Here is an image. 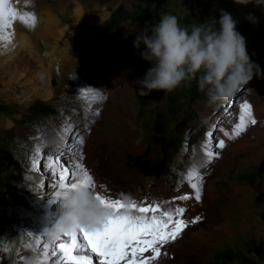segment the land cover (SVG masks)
Wrapping results in <instances>:
<instances>
[{
    "label": "rangeland",
    "instance_id": "obj_1",
    "mask_svg": "<svg viewBox=\"0 0 264 264\" xmlns=\"http://www.w3.org/2000/svg\"><path fill=\"white\" fill-rule=\"evenodd\" d=\"M13 1L19 12L38 16L34 27L37 34L54 41L61 30L74 42L57 65L60 73H51L53 95L48 99L25 101L23 96L32 82L22 77L9 79L11 73L0 67V249H10L0 250L3 264H23L21 252L30 249L27 245L32 243L27 234L45 233L44 228L51 226L58 214L59 200L50 203L57 175L47 167V158L55 160L61 151H67L65 139L67 146L79 151L80 146L74 144L79 130L85 133L82 151L91 150L95 157L93 179L100 184L101 194L149 203L190 196L188 200H176L171 207H184L182 218L187 221L197 216L202 219L189 223L180 237L162 246L154 264H236L247 256L257 260L252 252L261 259L256 264H264V133L258 139L251 136L239 146L242 133L231 142L236 143L235 150L199 164L205 183L200 201L194 199L190 185L183 182L193 159L200 152L206 154L207 133L213 132L211 150L218 152L215 139L221 137L220 129L232 134L240 105L247 102L253 108L264 101V5H241L234 0ZM220 9L238 21L237 30L245 37L249 56L261 74L254 75L230 101L214 105L199 89L193 99L189 98L188 86L181 85L174 89L180 106L175 115L166 110V95L170 92L152 90L140 96L137 81L152 64L134 47L136 35L146 26L159 23L164 14L177 16L180 25L189 29L206 21L218 22ZM249 13L256 17V23L246 18ZM46 14L51 18L48 32L44 30ZM8 32L25 35L34 42L30 27L20 20ZM86 32L92 35L91 40L83 36L77 41L80 33ZM22 48L18 50L20 54L10 57V68H31L36 64ZM21 59H28L26 65ZM84 93H89L87 100L82 98ZM91 93L105 98H93ZM95 110L97 119H92L88 114ZM157 113L163 116V142L168 149L163 173L154 176L141 165L146 160L158 162L163 156L161 145L152 139ZM86 114L85 123L80 124L79 118ZM69 126L73 131L65 135L64 129ZM54 130L63 133L57 144L48 138ZM109 136L112 137L104 140ZM37 146L41 170L33 171ZM69 158L62 156L61 163ZM207 183L212 186L211 197H207ZM42 243H48L46 235Z\"/></svg>",
    "mask_w": 264,
    "mask_h": 264
},
{
    "label": "snow or ice",
    "instance_id": "obj_2",
    "mask_svg": "<svg viewBox=\"0 0 264 264\" xmlns=\"http://www.w3.org/2000/svg\"><path fill=\"white\" fill-rule=\"evenodd\" d=\"M16 20L22 21L30 28H34L37 23L34 12L21 13L11 5V0H0V41L11 42L13 34L7 30L12 28L13 22ZM91 95L93 98H105L97 93H91ZM88 96L89 93H84L82 98L87 100ZM256 123L252 106L247 102L241 104L239 122L235 124L229 139L238 138L249 124L255 125ZM215 127L216 125H213V129ZM72 131V127L69 126L64 129V134ZM225 135L229 134L225 133ZM212 140L213 132L209 131L204 142L209 162L219 156L218 152L211 150ZM74 144L80 146L79 151L72 146H67L65 139L67 152L73 155L72 162L61 163V157L65 155L64 151H61L55 160L50 156L47 158V167L54 175H57L56 183L53 185L54 196L50 199V203L59 200L62 191L74 187L78 182H83L89 190L93 191L96 188L93 176L83 163L84 138L78 136ZM217 147L223 149L225 147L224 140H220ZM32 168L33 171L41 170L39 146L36 148ZM183 182L190 185L194 190L195 199L200 201L203 175L199 169L195 166L190 168L184 176ZM95 194L96 199L110 210L97 224L89 228L74 230L51 245L42 243L46 233L33 235L32 232H29L27 234L32 238V243L27 247L39 254V264H49V262L51 264H154L161 255L162 246L180 237L189 223L194 224L202 219L197 216L192 221H187L182 218L186 211L184 207H171L176 200L190 199L189 195L175 197L173 201L163 203L152 201L149 203L147 200L137 202L131 197L114 199L98 192ZM0 250L10 251L7 246ZM0 264H3L2 260H0Z\"/></svg>",
    "mask_w": 264,
    "mask_h": 264
},
{
    "label": "clouds",
    "instance_id": "obj_3",
    "mask_svg": "<svg viewBox=\"0 0 264 264\" xmlns=\"http://www.w3.org/2000/svg\"><path fill=\"white\" fill-rule=\"evenodd\" d=\"M234 2L264 5V0ZM246 18L252 23L257 22L251 13ZM237 23L231 13L220 9L218 22L206 21L192 25L190 29L182 27L177 16L172 14H164L159 23L146 26L134 40V47L141 57L152 64L145 76L137 81L140 96H146L152 90L171 92L195 80L210 105L230 101L254 75L261 74L259 66L249 56L246 39L237 30ZM141 45H144L142 51ZM109 211L96 199L94 191L83 182L76 183L62 191L59 212L51 226L44 228L48 243L54 244L74 230L97 224ZM27 264H39L38 257H29Z\"/></svg>",
    "mask_w": 264,
    "mask_h": 264
},
{
    "label": "bare ground",
    "instance_id": "obj_4",
    "mask_svg": "<svg viewBox=\"0 0 264 264\" xmlns=\"http://www.w3.org/2000/svg\"><path fill=\"white\" fill-rule=\"evenodd\" d=\"M16 3L17 2L11 0V5L13 7H15ZM36 17L38 20L37 15H36ZM44 18H45L44 19L45 25H47L48 23L51 22V20H50L51 18L49 17L48 14H46ZM14 23H15V21L13 22V24ZM10 29H8L7 31H9ZM30 29L33 32L34 37H35V38H33L34 42L32 40H29L25 35H22V34H13L11 42L0 41V67L4 71H6L7 74L11 73L9 79H13V78L19 79L22 77L26 82H29V83L32 82L29 84L27 93L23 96V99L25 101L31 100L35 97H39L41 99H48L53 95V89L51 87V82H50L51 73L54 70H57L56 72H58V74L60 73V71H59L60 69L57 65H59L63 54L68 52V50L72 47V44L74 41L72 39H70L69 37L68 38L65 37L61 30H59L57 35L54 37V41H50L44 35L37 34V32L35 31L34 28H30ZM44 30H45V32H48V25L44 27ZM82 34L80 33V36L77 38V41L83 40V36L85 37L86 40H89V39L91 40L92 35L89 32H86L83 35ZM93 41L94 42L97 41V38L94 37ZM31 42H33L32 44L35 45V51L34 50L32 51L33 45L31 44ZM22 47L26 48V50L29 53V56L34 58V62L36 64L33 65L31 68L23 67V65L22 66L20 65L17 67L13 66L14 67L13 69L10 68V65H9L10 64L9 61L11 60L10 57H12V55L20 54V53H18L19 52L18 50H19V48H22ZM24 48H22V49H24ZM21 60H23V59H21ZM23 62H24V65H26V63L28 62V59L23 60ZM87 109H89V106L85 107L86 111H87ZM252 110H253L254 117L257 120V123L255 125H251V124L248 125L246 130L243 132V141L241 143H239V146H240V144L245 145L251 136L252 137L254 136L256 139H258L264 133V101H262V103L260 105L253 107ZM97 111L96 110L92 111L93 113H90L88 115H90L92 119H97L96 118L97 117ZM239 112H240V108H239L238 113H237L238 122H239ZM88 115L86 114V116H84L83 118L82 117L79 118L80 124L85 123L84 118H86ZM89 119H87V120H89ZM91 123H93V122H91ZM220 130H221V137H217L215 139V145H216V148H217L219 154L224 155L225 152H228V150L229 151L235 150L237 145H236V143L231 145V142L233 141V139H229V136H230L229 132H231L230 130H229V132L228 131L226 132V130L224 131L223 129H220ZM54 131H55L54 135H51L48 138L49 139L52 138L54 144H57L63 133L60 132L59 130H54ZM77 133L79 134V136H82V137L85 136V133L82 134L81 130H79ZM225 133H228L229 135H225ZM111 137L112 136H109L104 140L107 141ZM117 140H120V139L118 138V139H116V141ZM220 140H224V142H225V147L223 149H220L217 147ZM60 142H61V140H60ZM93 143H94V139L89 140L87 144L89 146V144L92 145ZM237 144H238V142H237ZM90 152H91V150L88 151L86 149V151L83 153V155H84L83 163H84L85 167L90 170V174L94 177L93 164H94L95 157H94V155H91ZM65 155L71 157L68 159V162L73 161L72 153L65 151ZM221 155H219L217 158H220ZM205 159H207V156L205 153H203V152L198 153V155L193 159L192 165L188 166L187 172L193 166H195L198 169L199 164L202 161H204ZM187 172H185V174H187ZM201 175H203V174H201ZM95 184H96V188L93 191L101 193L102 188H101L100 184H98L96 182H95ZM203 184H205V183H203ZM206 187L208 189L207 197H211L212 193L210 192L211 190H209L212 187L211 184L207 183ZM192 194L194 196V190H193ZM192 238H193V236H192ZM32 252L33 251L31 248L21 252L23 255V261H24L23 264H27L28 258L33 256Z\"/></svg>",
    "mask_w": 264,
    "mask_h": 264
},
{
    "label": "trees",
    "instance_id": "obj_5",
    "mask_svg": "<svg viewBox=\"0 0 264 264\" xmlns=\"http://www.w3.org/2000/svg\"><path fill=\"white\" fill-rule=\"evenodd\" d=\"M123 15H127L124 13ZM127 18V17H126ZM120 19V18H119ZM118 19V20H119ZM115 21L114 23H116ZM182 86H188V92L190 94L189 98L193 99L194 96L198 92V84L197 81H192L190 84H182ZM178 92L174 90L173 92H170L166 95V110L170 115H175L179 111V107L177 106V99L179 98V95L177 94ZM162 114L157 113L154 117L153 120V134H152V139L154 140L155 143L160 144L162 148V153L163 156L158 162H151L149 160H146L142 162L141 167L143 169H146V173L149 175H154V176H159L163 173L164 168H165V161H166V156H167V149L168 146L164 144L163 142V132H164V126H163V121H162ZM2 150L0 148V154ZM237 264H254L250 259L245 258L244 261L238 262Z\"/></svg>",
    "mask_w": 264,
    "mask_h": 264
},
{
    "label": "crops",
    "instance_id": "obj_6",
    "mask_svg": "<svg viewBox=\"0 0 264 264\" xmlns=\"http://www.w3.org/2000/svg\"><path fill=\"white\" fill-rule=\"evenodd\" d=\"M252 243V242H251ZM252 252V251H251ZM254 255H255V258L257 259V260H255V259H253V258H251L250 256H247L246 258H248V259H250L254 264H256L257 263V261H261V259L257 256V253H254V252H252ZM237 264V263H236Z\"/></svg>",
    "mask_w": 264,
    "mask_h": 264
}]
</instances>
